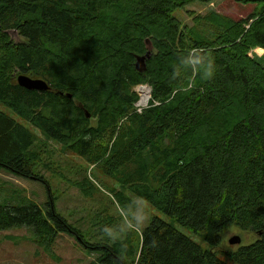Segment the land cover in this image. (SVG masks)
Listing matches in <instances>:
<instances>
[{
  "label": "trees",
  "instance_id": "obj_1",
  "mask_svg": "<svg viewBox=\"0 0 264 264\" xmlns=\"http://www.w3.org/2000/svg\"><path fill=\"white\" fill-rule=\"evenodd\" d=\"M212 1L0 0V104L44 138L0 110V172L40 182L47 198L43 209L25 199L0 206V231L32 228L42 246L68 234L99 255L90 264H226L217 249L237 229L253 242L229 244L238 248L225 255L264 264V53L249 56L264 52V0H234L253 7L239 20L191 13L185 26L174 15ZM20 74L49 89L19 87ZM141 84L152 102L136 114ZM49 141L117 182L121 190L108 193L128 215L136 204L125 190L172 223L153 217L138 240L125 232L90 243L56 210L40 175ZM90 184L74 185L90 192Z\"/></svg>",
  "mask_w": 264,
  "mask_h": 264
},
{
  "label": "rangeland",
  "instance_id": "obj_2",
  "mask_svg": "<svg viewBox=\"0 0 264 264\" xmlns=\"http://www.w3.org/2000/svg\"><path fill=\"white\" fill-rule=\"evenodd\" d=\"M252 10L251 5H242L234 0H213L208 4L195 2L174 15L183 25L190 26L192 25L191 13L205 16L214 11L227 18L239 20L248 17ZM12 40L16 41V37ZM252 53L261 57L264 52L256 49ZM133 91L137 95L135 88ZM148 98L149 95H147ZM151 102L152 100L150 104ZM0 110L37 134L39 139H44L33 127L11 114L1 104ZM92 125H95V120H92ZM46 147L44 158L46 162H50V167L40 168L39 172L48 182L56 199V210L69 224L80 230L90 243L107 241L106 237L109 236L108 242L112 244L123 237L125 232H133V240H138L141 230L148 226L153 217L172 223L170 218L159 213L147 203L136 199L125 190L124 195L136 204L135 209L128 215L126 207L108 193L111 189L121 190L117 182L107 178L95 166H89L80 157L63 149L55 142H46ZM86 180L92 184L90 185L93 189L90 192L83 191V187L78 189L74 185L79 182L84 184ZM84 189L87 190V187L84 186ZM24 199L43 209L47 200L45 186L40 182L22 180L0 172V206L22 205L25 203ZM104 225L108 226L107 235L100 234L101 227ZM173 225L191 240L208 248L200 238L188 230L176 224ZM235 235L242 239V245L253 242V239L244 236L237 229L227 230L223 235V242L217 249V256L226 264H234L225 253L238 248V246H229L228 243V240ZM98 257V254L89 252L78 240L68 234L60 235L53 246H42L35 242L32 228L22 227L0 231V264H90Z\"/></svg>",
  "mask_w": 264,
  "mask_h": 264
},
{
  "label": "water",
  "instance_id": "obj_3",
  "mask_svg": "<svg viewBox=\"0 0 264 264\" xmlns=\"http://www.w3.org/2000/svg\"><path fill=\"white\" fill-rule=\"evenodd\" d=\"M8 34L11 38L16 37V41L18 40L17 33L14 31H8ZM147 52L144 56L137 57L135 69L139 73H143L146 70V60H149L152 52V45L147 40L145 41ZM16 84L28 91H37V92H46L49 89V86L47 83L42 79H33L31 77H28L26 75L20 74L16 77ZM240 239L239 237L235 236L232 237L229 241L230 244L239 243Z\"/></svg>",
  "mask_w": 264,
  "mask_h": 264
},
{
  "label": "built area",
  "instance_id": "obj_4",
  "mask_svg": "<svg viewBox=\"0 0 264 264\" xmlns=\"http://www.w3.org/2000/svg\"><path fill=\"white\" fill-rule=\"evenodd\" d=\"M135 92L138 95V99L134 104V110L139 113H142L150 106L151 88L147 84H141L135 87ZM147 95H149L148 99H147Z\"/></svg>",
  "mask_w": 264,
  "mask_h": 264
},
{
  "label": "bare ground",
  "instance_id": "obj_5",
  "mask_svg": "<svg viewBox=\"0 0 264 264\" xmlns=\"http://www.w3.org/2000/svg\"><path fill=\"white\" fill-rule=\"evenodd\" d=\"M249 56H250V57H253V53L251 52V53L249 54ZM135 64H136V63H135ZM156 105H158V103H156ZM134 113H136V114H141V113H139V112H137V111H134ZM235 236H237V235H235ZM235 236H233V237H235ZM237 237H239V236H237ZM231 238H232V237H231ZM231 238H230V239H231ZM230 239H229V241H230ZM239 239H240V242H241V238H240V237H239ZM240 242H239V243H240ZM239 243H235V244H230V243H229V244H230V245H236V244H239Z\"/></svg>",
  "mask_w": 264,
  "mask_h": 264
}]
</instances>
